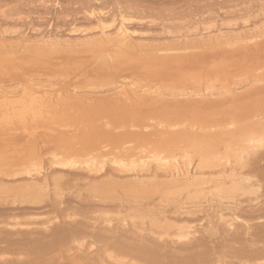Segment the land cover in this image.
Returning <instances> with one entry per match:
<instances>
[{
  "label": "rangeland",
  "instance_id": "1",
  "mask_svg": "<svg viewBox=\"0 0 264 264\" xmlns=\"http://www.w3.org/2000/svg\"><path fill=\"white\" fill-rule=\"evenodd\" d=\"M261 1L0 0L1 152L15 156L32 148V166L60 163L68 171L58 179L66 180L59 186L66 191L60 199L74 204L85 181L77 165L86 153L104 155L108 169L118 162L128 168L136 164L108 159L151 149L209 150L226 139L238 143L244 127L264 111ZM119 22L130 30L131 42L118 31ZM85 34L91 37L81 38ZM158 80L190 93L179 101L156 98L146 87ZM123 82L129 85L121 88ZM244 83L251 84L244 91L236 88ZM218 89L223 94L215 99L194 95ZM69 139L77 144V155L61 149ZM206 202L202 197L200 207ZM107 212L91 215L118 222L115 211ZM36 214L19 218L38 223L42 214ZM137 220L133 224L140 226ZM107 252L101 255L108 258L102 257L104 262L122 264Z\"/></svg>",
  "mask_w": 264,
  "mask_h": 264
},
{
  "label": "bare ground",
  "instance_id": "2",
  "mask_svg": "<svg viewBox=\"0 0 264 264\" xmlns=\"http://www.w3.org/2000/svg\"><path fill=\"white\" fill-rule=\"evenodd\" d=\"M119 23L118 31L125 41L131 42L130 30L123 22ZM86 36L91 37L85 34L81 38ZM122 84L121 88L129 85ZM248 85L236 88L244 91ZM181 87L172 84L167 87L158 80L146 88L155 92L156 98L172 97L179 101L190 93ZM228 90V94L235 92ZM203 91L194 95L208 94L213 99L223 94L219 89L217 93ZM240 138L238 143L222 140L209 150L151 149L119 153L108 159L113 163L136 164L128 168L118 162L108 169L104 155L86 153L83 163L76 166L83 169L81 177L85 181L78 185L76 199L74 202L72 199L74 204L60 199L66 192L62 193L61 185L66 180H60V184L58 179L67 170H61L59 162L55 161L59 166L52 161L46 168L34 167L32 148L15 156H7L0 149V264H106L108 258L102 256L106 258L104 262L101 255L109 250L122 264H264V111L244 127ZM77 147L69 139L61 149L77 155ZM202 197L208 202L206 207H200ZM108 210L120 216L118 222L112 223L109 215H91L105 211L108 214ZM36 213L42 214L38 223L19 218ZM137 219L138 227L133 224ZM75 244L74 252L71 249L74 250Z\"/></svg>",
  "mask_w": 264,
  "mask_h": 264
}]
</instances>
